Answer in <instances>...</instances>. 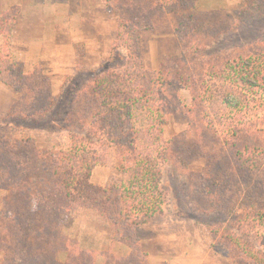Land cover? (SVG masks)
Returning <instances> with one entry per match:
<instances>
[{
	"label": "trees",
	"instance_id": "obj_1",
	"mask_svg": "<svg viewBox=\"0 0 264 264\" xmlns=\"http://www.w3.org/2000/svg\"><path fill=\"white\" fill-rule=\"evenodd\" d=\"M105 1L118 19L116 52L98 70H84L81 81L72 78V88L58 96L40 70L11 72L10 55L3 61L0 47L1 80L21 95L0 118L2 264H97L101 254L79 248L64 234L69 216L82 212L98 213L118 228L131 253L115 264H149L139 252V228L162 213L168 167L188 178L185 195L197 212L264 218V165L258 163L264 146L256 141L264 135V47L216 51L230 30L199 11L198 0ZM13 12L0 19V37L9 44ZM163 21V33L175 35L179 54L165 56L152 71L142 63L139 42L144 32L160 34ZM178 90L188 91L192 102L183 147L177 138H164L168 117L179 113ZM137 115L143 116L138 124ZM34 129L66 132V147L42 148L22 135ZM246 135L254 141L246 143ZM209 136L213 142L203 143ZM236 144L240 163L234 165L226 151ZM202 158L201 173L189 172V160ZM97 166L115 168L125 179L96 186L91 175ZM241 254L240 261L264 264L259 252ZM105 258L113 264V257Z\"/></svg>",
	"mask_w": 264,
	"mask_h": 264
},
{
	"label": "rangeland",
	"instance_id": "obj_2",
	"mask_svg": "<svg viewBox=\"0 0 264 264\" xmlns=\"http://www.w3.org/2000/svg\"><path fill=\"white\" fill-rule=\"evenodd\" d=\"M197 8L209 12L213 22L230 30L216 51L264 47V0H198ZM13 10L18 11L17 20L10 44L5 37H0L4 55L1 58L4 61L10 55L13 73L22 70L28 74L40 70L50 78L56 96L62 89L68 91L72 88L68 87L72 78L77 80L75 82L81 81L86 78L84 70H98L116 52L118 19L108 12L105 0H0V19L12 16ZM167 26V21L159 22L157 30L161 31L160 34L144 32L140 38V57L149 70L158 71L165 56L179 54L175 35L163 33ZM174 26L176 28V23ZM117 52L122 57L129 54L125 47H120ZM1 79L0 72V118H3L21 95ZM178 94L174 106L178 107L179 113L168 117L164 138H177L183 147L184 136L190 130L185 113L192 102L188 91L178 90ZM142 120V115L136 116L137 124ZM22 135L34 138L42 148L64 149L67 145L66 132L53 134L34 129ZM246 136V143L254 141ZM213 138L209 136L202 142L208 144ZM256 141L264 146V135L257 137ZM233 148L227 149L226 155L228 162L235 165L240 163L236 151L239 145ZM204 159H190L189 172L201 173L206 162ZM258 163L263 166L264 158H259ZM124 179L120 171L105 166L95 167L91 175V183L96 186L120 183ZM187 184L188 178L175 169L168 167L163 171L161 185L166 202L162 213L139 228V252L146 255L149 264H250L246 259L240 261V251L242 258L255 251L264 256V218L245 220L240 213L203 215L188 202L185 195ZM4 201L5 194L0 192V245L4 236ZM117 231L118 228L108 226L95 212L72 213L64 228V234L79 248L101 254L97 256V264H106L105 254L113 257L112 263L115 264L131 253L130 248L119 241ZM240 237L244 240L241 250ZM65 257L66 254H61V259ZM1 259L0 253V264Z\"/></svg>",
	"mask_w": 264,
	"mask_h": 264
},
{
	"label": "crops",
	"instance_id": "obj_3",
	"mask_svg": "<svg viewBox=\"0 0 264 264\" xmlns=\"http://www.w3.org/2000/svg\"><path fill=\"white\" fill-rule=\"evenodd\" d=\"M14 32H16V31H14ZM15 34H16V33H14V37H15ZM31 47H32V46H31Z\"/></svg>",
	"mask_w": 264,
	"mask_h": 264
}]
</instances>
